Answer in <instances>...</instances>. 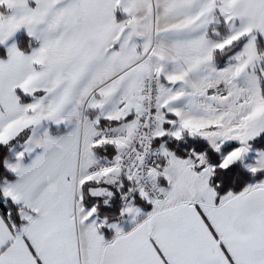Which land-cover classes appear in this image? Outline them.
Returning <instances> with one entry per match:
<instances>
[{
	"label": "snow or ice",
	"instance_id": "1",
	"mask_svg": "<svg viewBox=\"0 0 264 264\" xmlns=\"http://www.w3.org/2000/svg\"><path fill=\"white\" fill-rule=\"evenodd\" d=\"M0 264H264V0H0Z\"/></svg>",
	"mask_w": 264,
	"mask_h": 264
}]
</instances>
